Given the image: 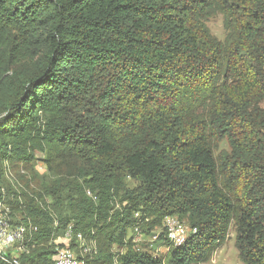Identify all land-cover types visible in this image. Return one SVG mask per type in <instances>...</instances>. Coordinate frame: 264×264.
<instances>
[{"label":"trees","instance_id":"trees-1","mask_svg":"<svg viewBox=\"0 0 264 264\" xmlns=\"http://www.w3.org/2000/svg\"><path fill=\"white\" fill-rule=\"evenodd\" d=\"M38 152L52 176L6 190L38 228L20 264H55L69 226L89 264L206 263L232 228L264 264V0H0V161ZM167 216L198 233L136 248Z\"/></svg>","mask_w":264,"mask_h":264},{"label":"built area","instance_id":"built-area-1","mask_svg":"<svg viewBox=\"0 0 264 264\" xmlns=\"http://www.w3.org/2000/svg\"><path fill=\"white\" fill-rule=\"evenodd\" d=\"M91 195V192H88ZM135 216L139 217L140 212H135ZM38 228L32 222L22 221L15 222L12 207L6 199V190L2 188L0 197V261L5 264H20V255L24 252L23 246L25 242L30 241L32 234ZM162 229L164 234L161 233ZM137 225L132 232V239L135 247L141 249L145 243V232ZM198 233L196 227L191 226L187 222L179 220L176 216H167L162 227L151 231L149 242L160 240L161 237L169 241V248H177L186 244L194 238ZM65 239H58L56 243L62 245L57 247L54 255L55 264H89L85 259L77 257L71 247L73 238H76L84 245L86 241L81 232L73 233L72 226L65 232ZM144 240V243L142 241ZM26 242V243H27ZM167 245V244H166ZM162 249V248H161Z\"/></svg>","mask_w":264,"mask_h":264},{"label":"rangeland","instance_id":"rangeland-1","mask_svg":"<svg viewBox=\"0 0 264 264\" xmlns=\"http://www.w3.org/2000/svg\"><path fill=\"white\" fill-rule=\"evenodd\" d=\"M208 26L210 27L212 34L218 37L219 39H224L226 35V31L224 28L223 23V16L221 14H217L216 16L210 18L208 20ZM2 115V114H1ZM223 147H227V143L224 142L222 144ZM37 159L35 163H24V162H11L7 160H1L0 161V188H5V190H8V194L10 198H12L14 195V190L17 187H21L22 184L28 180L30 181L31 188H37L38 183L37 180L32 179V176H52L49 173V170L47 166L44 164V154L38 152L36 155ZM47 200H50V198H46ZM161 233L164 234V231L162 229ZM144 233V232H143ZM151 233V232H150ZM150 233L145 234V243L144 240L142 243H144V247L141 248L142 250L148 251L150 254L156 255V256H166L168 255L173 248H167L169 241L165 239L164 237L160 240H155L153 242H149ZM65 234H60L56 239L55 242L59 239L64 240ZM85 237V236H84ZM86 241L84 242V245L81 244L80 248H84L83 253H97V244L95 242V239L91 236L90 238L85 237ZM236 238L237 234L234 228L231 229L230 237L227 240V242L217 250V252L213 255L212 259L206 263L201 264H243L240 257L239 252L236 246ZM27 242V241H26ZM23 246V250L25 251L26 243ZM30 242V241H28ZM76 244V243H75ZM167 244V245H166ZM116 248L115 250H123V248ZM137 248V247H136ZM162 248V249H161ZM74 252L76 253L77 257L79 256V250L78 248H73Z\"/></svg>","mask_w":264,"mask_h":264},{"label":"bare ground","instance_id":"bare-ground-1","mask_svg":"<svg viewBox=\"0 0 264 264\" xmlns=\"http://www.w3.org/2000/svg\"><path fill=\"white\" fill-rule=\"evenodd\" d=\"M86 235V234H85Z\"/></svg>","mask_w":264,"mask_h":264}]
</instances>
